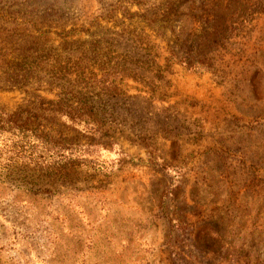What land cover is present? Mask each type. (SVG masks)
<instances>
[{
    "label": "rangeland",
    "instance_id": "374dc122",
    "mask_svg": "<svg viewBox=\"0 0 264 264\" xmlns=\"http://www.w3.org/2000/svg\"><path fill=\"white\" fill-rule=\"evenodd\" d=\"M0 264H264V0H0Z\"/></svg>",
    "mask_w": 264,
    "mask_h": 264
},
{
    "label": "trees",
    "instance_id": "16d2710c",
    "mask_svg": "<svg viewBox=\"0 0 264 264\" xmlns=\"http://www.w3.org/2000/svg\"><path fill=\"white\" fill-rule=\"evenodd\" d=\"M12 137L6 138L4 142L11 143L10 146L20 150L23 155L28 153V155L33 157L34 160H30L34 162L33 164L35 165L40 164L51 169L54 165L62 163L68 155V150L66 148L59 147L53 144L49 139H45L41 136H35V142L32 145L27 143L26 136L14 138L15 140L10 142ZM24 144H27V147L25 146L26 150L22 147Z\"/></svg>",
    "mask_w": 264,
    "mask_h": 264
}]
</instances>
